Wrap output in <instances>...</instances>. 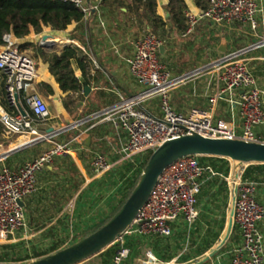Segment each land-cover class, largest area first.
<instances>
[{
  "label": "crops",
  "instance_id": "crops-1",
  "mask_svg": "<svg viewBox=\"0 0 264 264\" xmlns=\"http://www.w3.org/2000/svg\"><path fill=\"white\" fill-rule=\"evenodd\" d=\"M185 1L190 12H201L195 0ZM88 4L91 9L86 17L66 30L44 27L42 32L37 33L32 29L26 37L18 39L22 50L30 52L36 62L37 78L30 92L39 94L47 102L50 111L48 118L42 121L31 120L33 125L37 129L39 124L44 123V133L49 127H54L58 133L52 137L54 141L78 139L73 145L72 154L57 157L52 165L39 174L38 190L23 201L27 220L24 234L37 237L38 243L50 244L60 239L72 244L103 222L119 202L125 187L131 185L139 172L142 173V165L149 156L141 154L126 158L123 153L125 133L104 118V113L122 99L145 90L132 75L129 64L134 53V42L146 35L141 28V21L132 15L127 0H90ZM157 4L158 14L167 21L171 40L177 37L188 40L184 53L190 59L182 63L181 53L180 62L169 65L172 75L178 79L196 73L172 88L169 95L172 106L184 114L194 107H213L214 117L231 121L241 134L243 122L236 104L240 92L233 90L220 95L214 106L210 103V99L223 88L215 67L227 55L241 51L255 77L256 86L264 91V2L257 15L255 30L237 22L219 25L201 20L185 36H181L169 20V0H157ZM45 35L50 41L47 47L41 45ZM70 44L80 47L88 56L91 79L97 77V82L85 85L90 88L88 94L85 93V86L82 92L71 97L61 92L44 59L51 53L60 54ZM164 55L165 58L172 57V51L166 46L164 53L160 51V56ZM73 67L77 78L84 81L82 71L75 64ZM41 80L54 86L56 96L47 97L38 90L36 85ZM160 103L161 98L154 96L145 101L143 106L161 115ZM262 106L264 110V95ZM253 130L257 137H263L264 123L254 125ZM35 137H5L10 142L6 147L0 145V153L6 152L5 148L10 150L23 144L29 145L0 160V166L6 164L18 168L37 157L38 150L42 148L40 146L48 141L34 144L31 140ZM48 144L53 145L52 142ZM98 153L103 154L112 165L107 173L97 174L93 169L92 160ZM216 179L204 181L199 197L200 217L191 225L184 221L176 223L170 237L140 234L127 237L126 243L131 248V254L124 264H153L148 260V251L157 257V264L174 259L177 264H231L232 250L241 242L237 229L235 238H230L224 247L205 261L223 241L232 210H227L231 181L222 177L216 183ZM255 183L257 199L264 205V174H260ZM260 229L264 234V219ZM110 261L100 253L79 264H110Z\"/></svg>",
  "mask_w": 264,
  "mask_h": 264
},
{
  "label": "built area",
  "instance_id": "built-area-1",
  "mask_svg": "<svg viewBox=\"0 0 264 264\" xmlns=\"http://www.w3.org/2000/svg\"><path fill=\"white\" fill-rule=\"evenodd\" d=\"M60 1L71 2L87 13L91 9L88 0ZM263 2L264 0H209L206 10L198 14L189 10L186 12L189 28L184 36L201 20L219 25L237 22L255 30L257 15ZM133 45L134 53L129 59L130 71L145 90L122 99L118 105L104 113L105 120L113 122L126 135L123 146L126 158L150 155L165 141L192 132L209 137L264 142V136L257 137L253 130L254 125L264 123V91L256 86L255 77L242 56L243 52L231 53L216 65L215 71L223 88L210 99L214 106L220 95L233 90L240 92L236 104L243 130L239 134L231 121L214 117L213 107H194L184 114L172 106L170 91L184 79L175 78L168 65L162 61V40L149 33ZM36 78L35 60L22 50L18 38L12 33L5 34L0 44V81L5 80L9 108H5L0 102L3 135L8 138L32 135L36 137L31 142L40 139L38 143L48 141L53 145L18 168L6 164L0 166V242L16 241L18 235L25 233L27 220L21 202L38 190L39 174L52 165L57 157L72 154L73 145L78 140L73 138L58 142L52 139L55 135L38 134L29 111L26 110V115L21 114L16 105V93L23 107L28 106L37 117L46 119L50 114L47 102L39 94L30 92ZM154 96L161 98V115H156L143 106L145 101ZM201 157L203 156L192 155L181 158L164 170L137 218L113 244L116 249L110 264H124L130 256L131 248L126 243L127 237L136 234L170 237L176 223L184 221L191 225L200 217L199 197L204 181L218 175L225 177L209 163L202 162ZM92 166L97 174L107 173L112 168L101 153L94 156ZM232 183L238 188L234 220L241 242L232 250L231 264H264V234L260 229V223L264 219V205L257 199L256 183L243 181L242 176L239 181ZM147 257L149 262L158 263L152 251L147 252ZM165 264H177V260Z\"/></svg>",
  "mask_w": 264,
  "mask_h": 264
},
{
  "label": "trees",
  "instance_id": "trees-1",
  "mask_svg": "<svg viewBox=\"0 0 264 264\" xmlns=\"http://www.w3.org/2000/svg\"><path fill=\"white\" fill-rule=\"evenodd\" d=\"M105 1L107 0H102V2ZM127 1L129 2L132 15L141 21V28L145 34L151 33L156 35L164 42V45L168 47L167 44L169 43L167 42L171 40V36L169 35L167 21L157 12V0ZM195 3L201 11L209 7V0H195ZM187 11L188 5L185 0H169V20L174 24L181 36L184 35L189 28L186 17ZM86 15L87 12L82 8L77 7L71 2H63L60 0H0V44L3 42L5 34L12 33L16 38L21 39L26 37L32 29L37 33L42 32L44 27H50L52 30H66L73 23L82 21ZM22 47L23 46H21V48ZM161 58L164 62L169 61V58H165V55L161 56ZM44 59L48 62L49 71L55 78L60 91L69 97L82 92L85 85H92L93 81L97 82V77L91 79V67L88 63V56L80 47L74 44L66 46L60 54L51 53L44 57ZM73 64L82 71L84 81H81L75 75ZM169 69L171 70L170 66ZM36 86L38 90L47 97L56 96V89L50 82L41 80ZM0 102L5 108H9L4 79L0 81ZM25 108L29 111L31 120L38 122L43 120L34 115L28 106H25ZM0 135H3V126L1 124ZM147 160L143 163L142 168H144ZM201 161L209 163L219 174L225 177H228L231 173V163L226 158L203 156L201 157ZM140 174V172L137 174L131 185L125 187L124 193L110 215L103 222L79 237V239L97 230L120 209L131 194ZM260 174H264V164L249 165L242 174V180L257 182ZM221 179L222 177L218 175L215 182L219 183ZM223 183L225 182L223 181ZM76 188L78 189L79 186ZM236 232L237 230L235 227L231 240L235 238ZM68 245L70 244L60 239H55L50 243V247L47 249H32L33 253L29 255L28 258L11 256V253H13V251L15 252L17 248L16 245H0V263H9L10 261L21 263L25 262L30 257L32 259L41 258ZM115 249L116 245H112L101 252V254L111 259Z\"/></svg>",
  "mask_w": 264,
  "mask_h": 264
},
{
  "label": "water",
  "instance_id": "water-1",
  "mask_svg": "<svg viewBox=\"0 0 264 264\" xmlns=\"http://www.w3.org/2000/svg\"><path fill=\"white\" fill-rule=\"evenodd\" d=\"M90 2V0H88ZM49 37L45 35L42 38L41 45L47 47ZM165 46H161L160 51L164 53ZM195 72L179 77L178 80L186 79ZM85 93L88 94L90 88L85 86ZM16 105L22 115L27 111L20 102L18 93L15 94ZM49 136L58 134L54 127L46 130ZM40 139L32 141L38 143ZM29 144H23L4 153H0V160L20 151ZM209 156L226 158L232 162L231 180L239 181L244 170L249 165L264 164V142L248 141L242 138L209 137L198 132H192L173 139L165 141L153 153L150 154L137 183L131 194L120 207V209L108 219L101 227L91 234L75 241L74 243L41 258L28 262L15 264H79L84 260L100 254L111 247L132 225L137 218L140 210L148 202L161 174L166 168L171 166L177 160L187 156ZM238 188L233 190V206L228 223L226 235L218 246L213 250L205 261L210 259L222 247H224L231 238L235 229V208L234 204L237 198ZM23 205V202H21ZM9 264V263H0ZM201 264V263H198Z\"/></svg>",
  "mask_w": 264,
  "mask_h": 264
},
{
  "label": "rangeland",
  "instance_id": "rangeland-1",
  "mask_svg": "<svg viewBox=\"0 0 264 264\" xmlns=\"http://www.w3.org/2000/svg\"><path fill=\"white\" fill-rule=\"evenodd\" d=\"M187 39L185 38H181V37H177L173 40L168 41L167 44L170 51H172V57L169 59V62L167 63V65L177 63L180 62V58H181V53H183V57L181 58V62L184 63L185 61L189 60V56H187V54H185L184 52H186V46H187ZM28 55H30L32 57V54L30 52H27ZM33 58V57H32ZM169 67V66H168ZM37 130H38V134H43V130H44V123H41L37 126ZM12 140V139H11ZM10 142V139L5 138V136L0 135V145L3 146H7L8 143ZM50 144H42V147L40 150H38L37 152V156H39L40 154H42L43 152L47 151L48 149H50L52 146H49ZM5 150L7 151L8 149L5 148ZM5 150H1V151H5ZM140 165V164H139ZM229 180L231 181V173L228 176ZM233 189H234V185L231 181V187H230V192H229V197L227 200V210L228 212H230V210L232 209L233 206ZM21 235L23 236V238L21 239ZM20 238V240H19ZM79 240V239H78ZM0 245H16L17 248L15 250V252L13 251V253H11V256L13 257H26L28 258L29 255H31L33 253L34 248H37L39 250H44L50 247L49 243H38V239L37 237H33V236H25L24 233L18 235V239L16 241H9V242H0ZM34 260L31 257L29 259H27L25 262ZM9 264H15V262H9Z\"/></svg>",
  "mask_w": 264,
  "mask_h": 264
}]
</instances>
